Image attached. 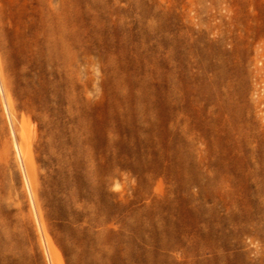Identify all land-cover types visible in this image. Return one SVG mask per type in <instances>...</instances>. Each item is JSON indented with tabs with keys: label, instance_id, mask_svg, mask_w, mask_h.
Returning <instances> with one entry per match:
<instances>
[{
	"label": "rangeland",
	"instance_id": "obj_1",
	"mask_svg": "<svg viewBox=\"0 0 264 264\" xmlns=\"http://www.w3.org/2000/svg\"><path fill=\"white\" fill-rule=\"evenodd\" d=\"M166 1L53 0L68 8L71 43L67 58L57 47L49 61L25 50L44 1L0 0L8 7L0 13V264H241L249 233L237 246L232 232L242 223L230 221L225 205L219 232L235 246L213 254L228 253L226 262L210 253L183 262L160 256L146 225L170 207L178 221L196 224L201 195L208 205L225 197L253 208L252 181L225 186L226 159L213 151L212 118L196 97L214 73L206 57L221 32L231 57L225 70L255 83L248 73L264 39V0ZM201 1L208 10L199 14L192 6ZM208 21L214 28L203 38ZM173 67L178 96L163 79Z\"/></svg>",
	"mask_w": 264,
	"mask_h": 264
},
{
	"label": "bare ground",
	"instance_id": "obj_2",
	"mask_svg": "<svg viewBox=\"0 0 264 264\" xmlns=\"http://www.w3.org/2000/svg\"><path fill=\"white\" fill-rule=\"evenodd\" d=\"M11 1L13 2L14 0ZM43 1V7L37 9L40 21L37 24L35 36L32 42L26 45L25 50L29 52L30 55L35 57H46L50 61L53 60L56 49L59 47L63 57L67 58L71 43L69 36L68 8L64 5H56L53 0ZM166 2L168 1L160 0L159 6L156 5L160 8V6ZM168 9H163L164 11L162 12V16L166 19ZM192 9H195L201 14V12L208 10V6L204 1H201L199 4H193ZM7 10L8 7H6V4L0 7L1 14L8 13ZM157 21L159 22V20ZM206 24L205 28L203 27L204 30L201 31L203 38L207 37L208 33L214 28L209 21L206 22ZM162 28L161 26V29ZM224 33L221 32L217 41H215L217 43V50L215 52L211 53L210 50L209 52L208 50L205 51L206 54L208 52L206 58L213 59L210 67L214 69V73L212 75L209 74L207 80L204 79L205 81H202L204 84H200L196 98L198 102L206 108L208 115L212 118L211 133L215 143L213 151L223 159H226L223 163L225 171L229 176L224 180L225 186L229 184V182L231 183V181L234 182V184H238L241 180L243 183L252 181L254 183L253 185H255L254 187L253 185L251 186L253 188V201L248 197V201L246 199V202H249L253 208H249L245 204L247 207L240 211V207H245L243 204L245 203L244 200L239 202L237 199L227 200L225 197L221 198V200L215 199L212 204L208 205L207 201L210 200V197L201 195L203 203H201L199 207L197 205L196 224H187L186 222L178 221L175 218L177 213L172 207L166 212L161 210L159 212L157 211L158 213L155 217L152 220L150 219L151 223L146 225L148 231L147 242L154 247L155 250H152V252L159 253L160 256H164L167 259L177 255L181 259V262H183L182 259H186L189 255L210 253L212 254L210 258H213L215 261L226 262L229 259L228 253L217 254V256L213 254L215 251H221L223 246L227 249H231L235 246L228 242L225 244V237L223 236V238L219 232L222 227L221 224L224 223L226 219L225 217H219V206L221 205H225L228 210H231L232 216L230 221L242 223L232 232V236L236 238L235 243L237 246L244 244V241L240 237L241 234L249 233L248 241L250 246L238 253L241 264H249L251 260L261 263L260 259L264 257V96L260 89V85L264 88V39L258 41L255 45V57L253 56L254 71H249L248 73V75L251 76L252 74V76H254L255 83L251 84L244 81L241 82V79L239 80L237 78L238 74L236 71L238 68L237 70L235 69V73L231 72L232 70H225L231 57L229 56L230 54L227 55V49L224 48V44L228 39ZM169 38L172 39L170 36ZM195 40L199 41L200 38H196ZM201 41L203 42V40ZM166 43L167 41H165V44ZM174 44L170 47L171 51L168 54L169 61L175 58L176 46ZM198 47L196 45H191L187 50L191 56H197V58L200 59V54L202 52L200 51L201 49H199L200 47ZM211 49L213 50V47H211ZM26 59L29 60L28 57ZM259 63H261V65H259ZM237 65L242 67V58L237 59ZM247 69H249V67H247ZM163 79L174 82L173 92L178 96L179 94H177V91L180 89V83H177V79L179 78H177L176 68H171L167 75L164 74ZM194 79L195 81L197 80L196 78ZM208 88L213 89V91L211 90V92H209ZM202 139L205 142V138L202 137ZM195 142L196 141L193 140V145H196ZM200 159L201 164L204 163L207 159V154L201 153ZM235 159H243V165L241 166L238 163L239 161H235ZM1 224L2 220L0 221V225ZM0 238H5L6 241V236L2 234V232H0Z\"/></svg>",
	"mask_w": 264,
	"mask_h": 264
}]
</instances>
